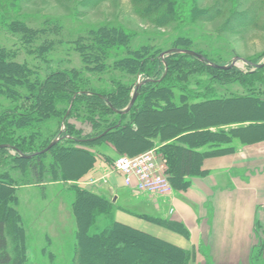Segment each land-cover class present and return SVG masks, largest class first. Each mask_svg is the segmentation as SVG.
Instances as JSON below:
<instances>
[{"label": "rangeland", "instance_id": "obj_1", "mask_svg": "<svg viewBox=\"0 0 264 264\" xmlns=\"http://www.w3.org/2000/svg\"><path fill=\"white\" fill-rule=\"evenodd\" d=\"M186 4L191 11L185 14ZM13 21L29 28L28 31L19 25L13 28L10 24ZM113 28L122 30V37L114 38L118 33ZM95 44L102 45L107 54L102 55L101 60L93 61L90 55L94 53L92 46ZM0 47L11 52L9 61L29 68L31 81L37 77L63 79L60 74L65 71L72 72L78 79L73 84L75 92L70 94L58 113L45 104L44 112L36 113V117L26 125L19 127L0 122V127H13L16 132L13 136L0 139V145H10L8 150L0 151V182L10 188L11 194L4 209L10 208L11 215H19L17 222L7 216L8 251L14 259L25 254L23 264H74L77 222L73 203L77 188H91L77 179L63 181L61 176L53 175L50 163L54 159L50 153L42 158L46 172L40 175L34 173L31 165L23 166L22 162H17L15 157L18 153L23 157L36 153L31 152L36 146L26 147L35 141L22 137V131H27L30 126L45 127L48 124L54 131H60L57 139L74 127L80 139L68 144L75 154L62 163L69 176H76V170L82 165V155L87 153L97 154V158L111 166L113 162L108 161L100 151L114 157L113 160L124 154L116 152L106 139L85 141L93 140L104 127L115 122L119 125L132 121L133 106L128 112H122L131 104L140 83L147 79H160L148 75L152 71L148 65L154 59L165 57H169L172 63L167 83L175 85L176 102H180L184 94L189 101L250 93L264 98V70L257 75H248L258 69L257 64L264 62V0H0ZM173 49L195 51L202 54L205 60ZM237 58L239 60L231 67L235 68L232 72L214 75L209 68L215 63L212 59L230 65ZM127 65L132 72L124 70ZM0 76V115L12 108H16L17 112H27L30 104L23 97L25 93L31 96L32 93L21 82L20 76L15 78L12 75L10 78L5 73V77ZM119 86H125L128 93L123 105L116 108L109 98L110 95L111 98L119 95ZM16 89L21 95L10 99L8 95ZM46 91L58 92L59 105L64 103L61 87L50 84ZM82 96H99L108 108L104 109L94 102L101 103L99 100ZM142 96L140 94L138 107L142 104ZM236 119L250 120L248 127L264 124V118L244 111H231L201 120L194 127ZM252 131L255 133V130ZM16 141L21 142L18 150L8 143ZM137 142L133 144L138 145ZM229 153L231 150L222 154ZM167 181L168 184L164 183V194L177 199L180 190L175 189L170 180ZM106 198L112 202L111 207L97 213L91 234L99 233L112 224L118 209L123 207L121 202L115 203L112 196ZM0 214L3 215L1 207ZM144 218L159 227L161 233L126 224L185 248L179 240L186 239L187 235L177 222L149 215H144ZM19 227L23 232L21 238L16 234ZM257 233L255 252H259L260 256L254 258L255 264H264V229L260 225ZM197 263L194 259L190 261V264Z\"/></svg>", "mask_w": 264, "mask_h": 264}, {"label": "trees", "instance_id": "obj_2", "mask_svg": "<svg viewBox=\"0 0 264 264\" xmlns=\"http://www.w3.org/2000/svg\"><path fill=\"white\" fill-rule=\"evenodd\" d=\"M187 6L186 4L183 10L185 14L191 11V8ZM10 24L13 28H18L19 25L25 31L29 29L20 23L17 24L16 21ZM116 30L118 34L116 37H113L119 39L118 37H122L124 32L119 29ZM101 40L103 41V39ZM185 46L188 47L187 45ZM92 49L94 53L90 57L93 61L101 60V56L107 54L102 45L95 44L92 46ZM11 56V52L0 47V75L2 74V77H5V73L10 78L12 75L15 78L20 76L21 82L24 86H27L32 96L25 93L23 97L30 104L27 112H17L16 108H12V110L8 109L4 115H0V122L4 121V123L7 122L19 127L24 124L26 125L37 114L44 112L43 106L45 104L49 109L58 113L62 109V106H64L67 98L70 97V94H73L76 90V86L73 84L78 79L74 77L75 75L72 72L65 71L60 74V78L63 79H52L54 80L52 81V77L47 80L37 77L34 81H31L29 68L19 62L9 61L8 59ZM212 61L218 65H209L214 75H217L218 72L229 73L235 70V68H223L222 66H225V63L217 62L215 59H212ZM171 64L169 57L150 61L148 67L152 68V71L148 75L158 76L160 79H151L138 88L140 94L143 95L141 97L142 104L140 107L137 105V102L140 100L139 94L132 107L134 113L132 121L126 124L120 123L119 125L115 122L113 125L104 127L102 131L97 133V138L85 142H97L106 139L112 143L116 152L129 156H135L145 150L158 148V154L165 160L168 166L167 174L172 186L177 190H186L191 183L192 177L201 176L206 173L203 163L207 157L219 153L222 154L223 151H235V141L249 143L264 140V124H259L258 127H248L250 120L242 119L244 120L242 121L236 119L229 122L221 120L209 123L206 127L195 128L194 126L198 125L201 120L231 111H244L253 114L254 117L264 118V98L250 93L249 95L216 96L201 101H189L186 94H184L180 97V102H176L177 94L173 90L175 85L167 83ZM178 64H181V62H178ZM178 64L174 63L176 66ZM123 68L132 72L128 65ZM263 70L264 67H261L251 71L248 75H257ZM34 74L35 72L32 71V75ZM50 84L57 85L64 90L61 92L64 94L63 104L59 105L60 100L58 99L57 101L59 97L58 92L46 91ZM119 87V95H116L114 98H111V95L110 98L108 97L110 103L116 108L123 105L128 93L125 86ZM20 95L21 93L16 89L8 97L16 99ZM82 97L99 100L101 103L94 102L99 105L101 104L104 109L108 108L104 105L105 101L99 96L91 98L88 96ZM227 126L229 129H211V127ZM12 128L0 127V139L16 134ZM107 128L110 130L100 136ZM179 128H181L180 131ZM70 130L69 132L66 131L65 134H61L57 143L48 151L38 153L55 140L60 131H54L53 127L48 124L45 127L30 126L27 131H24L26 133L22 131L20 135L22 137H30L35 141L34 144H28L26 147L36 146V149H33L31 152L37 153L31 157H23L18 153L15 160L22 162L23 166L25 164L31 165L34 173L40 175V173L46 172L42 158L44 155L50 153L54 159L50 163L53 175L61 176L63 181L79 180L94 167L97 154L87 153L85 156L82 153L81 155L84 156L82 158V165L76 170V176H69L68 172L63 168L62 163L75 154V150L68 144L80 139V134L78 135V132L76 134L74 127H70ZM252 130H255V133ZM136 141H138V145L133 144ZM8 143L14 145V149L18 150V148H21V142L19 141L13 142L14 144ZM202 146H207L208 148L201 149L200 147ZM8 148H0V151L8 150ZM100 153L104 154L108 161L114 162V157H111V155H108L104 151H100ZM10 197V188L0 182V207L3 211V215L0 214V264H8L10 262H13V264H23V256L25 254L18 255L14 259L8 251V238L6 235L7 216L14 222L19 220L18 214L11 215L10 208L4 209V205L10 200ZM111 204L112 202L108 198L92 189L77 188L76 199L73 203V212L77 222L74 264H190V261L194 258V254L190 250L118 220H113L112 224L105 227L101 232L91 234L90 230L94 225L97 213L109 209ZM177 223L182 228L184 234L188 235L187 227L181 222ZM258 225L259 223L257 222V228ZM17 231V236L23 237L20 227ZM256 249L257 245L251 253L252 264H255L254 258L260 256L259 252H255Z\"/></svg>", "mask_w": 264, "mask_h": 264}, {"label": "crops", "instance_id": "obj_3", "mask_svg": "<svg viewBox=\"0 0 264 264\" xmlns=\"http://www.w3.org/2000/svg\"><path fill=\"white\" fill-rule=\"evenodd\" d=\"M218 128L229 129L211 127ZM234 146L229 154L207 157L203 163L206 173L192 177L177 199L126 186L113 164L101 158L78 181L121 202L115 220L160 233L144 215L183 223L188 235L178 240L194 254L197 264H251V253L258 245L257 222L264 229V140L235 141Z\"/></svg>", "mask_w": 264, "mask_h": 264}, {"label": "built area", "instance_id": "obj_4", "mask_svg": "<svg viewBox=\"0 0 264 264\" xmlns=\"http://www.w3.org/2000/svg\"><path fill=\"white\" fill-rule=\"evenodd\" d=\"M113 168L121 174L126 186L141 193L165 196L168 166L156 149L135 156L121 155L114 160Z\"/></svg>", "mask_w": 264, "mask_h": 264}, {"label": "water", "instance_id": "obj_5", "mask_svg": "<svg viewBox=\"0 0 264 264\" xmlns=\"http://www.w3.org/2000/svg\"><path fill=\"white\" fill-rule=\"evenodd\" d=\"M172 51H175V52H185V53H188V54H192V55H196L198 56L200 59L202 60H205V57L202 55V54H199V53H196L195 51H192V50H188V49H173ZM239 60V58L235 59V61L233 63H231L230 65H225V66H222L223 68H231L235 65V62H237ZM244 62H249L248 60H245L243 59ZM212 65H215V66H218L216 64H212ZM257 68H261V67H264V62L262 63H259L256 65ZM151 79H147L145 80L143 83H140L138 86H137V89L133 95V98H132V101H131V104L126 108V110H124L122 113H126L128 112L131 107L133 106V104L135 103V101L137 100V97H138V88L144 84L145 82L149 81ZM109 130L105 131L104 133H102L100 136L106 134ZM97 138V137H96ZM59 140V138L53 140L45 149H43L42 151H39L38 153H42V152H46L48 151L55 143H57V141ZM3 147H10V145L8 144H1L0 145V148H3ZM37 153V152H36ZM35 153V154H36ZM29 156V155H28ZM30 156H33V155H30Z\"/></svg>", "mask_w": 264, "mask_h": 264}]
</instances>
